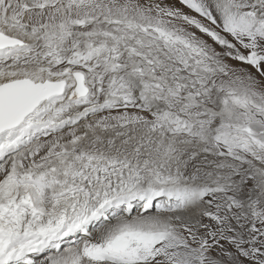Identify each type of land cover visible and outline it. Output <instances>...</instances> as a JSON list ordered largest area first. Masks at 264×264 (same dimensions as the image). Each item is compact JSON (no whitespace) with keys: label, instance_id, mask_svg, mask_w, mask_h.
<instances>
[{"label":"snow or ice","instance_id":"snow-or-ice-1","mask_svg":"<svg viewBox=\"0 0 264 264\" xmlns=\"http://www.w3.org/2000/svg\"><path fill=\"white\" fill-rule=\"evenodd\" d=\"M0 264H264V0H0Z\"/></svg>","mask_w":264,"mask_h":264}]
</instances>
